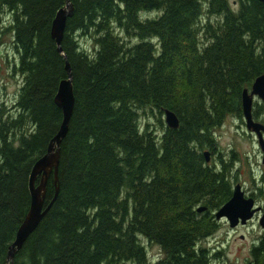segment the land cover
Returning <instances> with one entry per match:
<instances>
[{
	"label": "trees",
	"instance_id": "1",
	"mask_svg": "<svg viewBox=\"0 0 264 264\" xmlns=\"http://www.w3.org/2000/svg\"><path fill=\"white\" fill-rule=\"evenodd\" d=\"M69 1L61 49L74 105L60 145L58 194L12 264H215L221 253L202 243L232 196L235 153L226 161L213 132L227 117L243 120L242 91L264 74V4ZM64 6L0 0V23L3 14L10 19L0 48L12 36V74L22 77L13 112H0V264H9L31 204L32 167L62 122L54 98L65 59L51 27ZM166 110L177 129L163 127ZM256 110L262 115L264 105ZM148 117L162 129L141 122ZM205 152L219 165L206 163ZM55 190L51 175L44 207ZM142 241L158 248L154 263ZM251 255L246 264H264V234Z\"/></svg>",
	"mask_w": 264,
	"mask_h": 264
},
{
	"label": "water",
	"instance_id": "2",
	"mask_svg": "<svg viewBox=\"0 0 264 264\" xmlns=\"http://www.w3.org/2000/svg\"><path fill=\"white\" fill-rule=\"evenodd\" d=\"M264 4V0H257ZM73 14V8L69 0H65V6L59 10L53 20L51 27V36L55 40L57 51L65 59L66 78L63 79L58 86L57 93L54 98L55 105L62 112V122L60 128L51 140L46 154L40 158L32 167L29 177V192L31 196V204L29 210L19 226L15 239L10 245L7 255V261L12 264L14 255L21 250L29 236L36 230L41 220L52 206L58 194V168L60 159V145L67 134L68 124L71 118L74 97L72 92V75L69 64L66 61V56L61 49V42L64 35L66 20ZM258 98L264 105V74L258 76L250 90L244 89L241 95L242 116L246 131L257 135L260 138V131H264V127L253 120L252 109L253 100ZM164 123L169 129H177L179 120L176 115L166 110L164 112ZM259 144L264 154V147L260 139ZM206 163L209 162V152L204 153ZM264 163V157H263ZM53 176V181L56 186L55 195L51 202L45 205L46 185L50 176ZM40 177L39 183L36 185L37 178ZM251 199H245L241 192L240 186L233 189L232 196L214 216L217 221L226 220L231 228L239 225L244 226L252 219L255 209ZM205 208H199L198 212L204 211ZM259 225L264 229V215L259 220Z\"/></svg>",
	"mask_w": 264,
	"mask_h": 264
},
{
	"label": "rangeland",
	"instance_id": "3",
	"mask_svg": "<svg viewBox=\"0 0 264 264\" xmlns=\"http://www.w3.org/2000/svg\"><path fill=\"white\" fill-rule=\"evenodd\" d=\"M10 19L7 14L1 17L0 29L8 27ZM81 44L88 45V41L83 40ZM17 63V55L13 48L12 36L9 34L3 38V45L0 48V112L12 111L17 102L20 88L22 87V77L12 74V66ZM255 110L261 108L262 102L256 98ZM253 103V104H254ZM13 112V111H12ZM264 119V112L262 114ZM143 124L149 122L157 130H161L162 126L151 117L143 119ZM163 127H165L164 116L161 117ZM245 124L232 117H227L224 123L214 130V138L217 142V152L223 155L226 161L231 159V152L235 153L232 164V174H237L239 170L240 183L245 181L244 186L252 189L259 187L263 174L261 173L260 151L251 136L247 135ZM218 156H209V165H219ZM242 173V174H240ZM254 181V186L252 183ZM259 219H253L245 226L231 228L229 224L223 220L219 221V228L210 238L205 240L202 245L209 249L211 254L220 252V258L214 261L215 264H246L252 261L251 250L256 245L257 240L264 233L258 223ZM142 238V237H141ZM146 248L148 260L154 263L161 257L157 247L151 246L147 241H142Z\"/></svg>",
	"mask_w": 264,
	"mask_h": 264
},
{
	"label": "flooded vegetation",
	"instance_id": "4",
	"mask_svg": "<svg viewBox=\"0 0 264 264\" xmlns=\"http://www.w3.org/2000/svg\"><path fill=\"white\" fill-rule=\"evenodd\" d=\"M255 106H256V104L254 103L253 104V109H252L253 120L256 123H258V124H260V125H262L264 127V119H263L261 113L258 112L257 110H255ZM247 135L251 136L255 141H257V145L259 147L261 164H262L261 173L263 174L262 179H261L260 184H259L260 186L259 187L255 186V188L250 189V188L244 186L245 181L242 182V184H241L239 182L240 179L238 178V177H241V176H239V170L236 171V173H237L236 175H235V171H234V174L231 173V175H232L231 183H232V190L236 186L239 185L240 189H241V192L243 193V197L245 199L253 200V203H254L253 209H255L256 211H255V213L252 216V219H251V221H252L253 219H259L260 220V218L264 215V163H263L264 154H263V151H262L261 146L259 144V141L261 139L262 146L264 147V131L263 130L260 131V138L257 135L251 134V133H247ZM240 174H242V173H240ZM252 183H253L252 186H254L253 179H252ZM259 220H258V222H259ZM262 231L264 232V229H262Z\"/></svg>",
	"mask_w": 264,
	"mask_h": 264
},
{
	"label": "bare ground",
	"instance_id": "5",
	"mask_svg": "<svg viewBox=\"0 0 264 264\" xmlns=\"http://www.w3.org/2000/svg\"><path fill=\"white\" fill-rule=\"evenodd\" d=\"M70 2V1H69ZM71 4V3H70ZM65 30V29H64Z\"/></svg>",
	"mask_w": 264,
	"mask_h": 264
}]
</instances>
